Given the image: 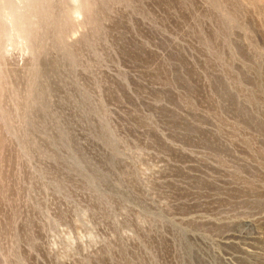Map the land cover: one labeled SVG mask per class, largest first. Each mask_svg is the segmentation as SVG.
Returning a JSON list of instances; mask_svg holds the SVG:
<instances>
[{
  "label": "rangeland",
  "instance_id": "374dc122",
  "mask_svg": "<svg viewBox=\"0 0 264 264\" xmlns=\"http://www.w3.org/2000/svg\"><path fill=\"white\" fill-rule=\"evenodd\" d=\"M0 264H264V0H0Z\"/></svg>",
  "mask_w": 264,
  "mask_h": 264
},
{
  "label": "bare ground",
  "instance_id": "6f19581e",
  "mask_svg": "<svg viewBox=\"0 0 264 264\" xmlns=\"http://www.w3.org/2000/svg\"><path fill=\"white\" fill-rule=\"evenodd\" d=\"M30 4V3H29ZM53 5V4H52ZM51 5V6H52ZM32 6V5H31ZM55 5H53V7H54ZM44 11V10H43ZM51 13H52V11H51ZM52 15V14H51ZM55 16H53V17H51V18H49V16L48 15H46V17L45 18H43L44 19V21H42L41 23L40 22H38V26L40 25V27L42 26V30H41V32H36V35H35V39L36 40H38V43H41L40 44V46H42L43 45V41L44 40H46V39H50V37H51V35H49L48 33H47V31H45L46 29H44V27L45 28H48V27H50V25L49 24H53V25H55V21H56V19L54 18ZM62 23V22H61ZM62 24H64V23H62ZM62 27H63V25H62ZM38 43H36V44H38ZM45 49L43 48V51H44ZM39 74H37L36 76H38V78L42 75V73H43V69H39V72H38ZM34 86V90H37V92H39V90H40V88H39V86H38V84H37V80L33 77V80H32V84L31 85H29V89H32L33 90V87Z\"/></svg>",
  "mask_w": 264,
  "mask_h": 264
}]
</instances>
